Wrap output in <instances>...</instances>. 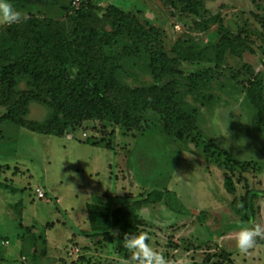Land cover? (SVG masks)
Segmentation results:
<instances>
[{
	"label": "rangeland",
	"instance_id": "374dc122",
	"mask_svg": "<svg viewBox=\"0 0 264 264\" xmlns=\"http://www.w3.org/2000/svg\"><path fill=\"white\" fill-rule=\"evenodd\" d=\"M196 1L202 18L181 11L173 0H91L99 17L114 6L141 25L156 28L169 58H176V44L203 49L200 61L179 60L178 69L188 76L217 68L211 84L221 94L215 104L199 106L180 89L179 102L198 111L197 128L183 139L162 133L153 114L146 115L147 126L140 132L87 121L62 137L0 123V183L20 191L0 192V264H137L115 253L118 228L108 237L91 236L95 226L86 209L89 203L130 208L141 222L134 235H146V243L162 253L167 264H264V124L257 126L245 89L257 82L264 102V0ZM45 2L44 7L34 3L23 9L13 3L22 14L14 24L21 25L27 17L64 21L63 9L74 0ZM211 16L218 21L208 22ZM8 26L0 24V32ZM222 36L243 40L251 53L238 58L226 46L217 62ZM138 69L137 81H126L132 88L151 82ZM75 72L69 70L70 77ZM24 90L25 83L19 81L11 98ZM6 112L0 105V117ZM48 114L47 107L31 103L24 120L40 124ZM204 147L215 157L221 153L260 169L228 173L235 191L227 194L225 171L208 158ZM153 187L174 193L194 214L171 212L164 201H137ZM39 190L43 198L37 196ZM247 191L256 193L251 215L241 209ZM117 199L123 201L113 205ZM245 224L257 226L260 234L254 247L242 253L236 235ZM14 230L19 239H5Z\"/></svg>",
	"mask_w": 264,
	"mask_h": 264
},
{
	"label": "trees",
	"instance_id": "16d2710c",
	"mask_svg": "<svg viewBox=\"0 0 264 264\" xmlns=\"http://www.w3.org/2000/svg\"><path fill=\"white\" fill-rule=\"evenodd\" d=\"M45 1L48 0H11V3L18 2L23 9L34 3L44 7ZM173 2L181 11L203 17L204 12L196 0ZM63 11L66 13L64 21L27 17L21 25L12 24L0 32V85L3 89L0 105L7 107L0 123L17 125L39 135L62 137L87 121L140 132L147 126L146 115L153 114L159 117L162 133L183 139L197 128L198 111L179 102L180 89L190 93L194 104L199 106L215 104L219 99L221 92L213 90L211 84L217 68L199 70L188 76L178 69L180 61H200L203 49L182 48L176 44L173 48L176 58H169L156 28L141 25L133 15L114 6H108L100 17L91 0H79L77 8L71 6ZM217 21L218 16L208 18L211 24ZM226 46L238 58L244 52L251 53L243 40L222 36L215 54L217 62L223 58ZM135 68L146 73L151 82L133 88L127 85V80L137 81ZM72 69L76 71L74 77L69 75ZM19 81L25 83L26 90L13 99L11 92ZM245 89L246 99L257 113V126L261 127L264 124L261 88L257 82H249ZM31 103L49 110L40 124L24 120ZM106 148H110L109 144ZM203 152L224 169L223 188L227 194L235 191L228 173L260 169L257 164L231 160L221 153L215 157L205 147ZM0 192L20 191L0 183ZM255 196V192L247 191L241 198L245 214L251 215V201ZM138 199L142 204L164 201L171 212L194 214L177 201L174 193H166L159 187L140 194ZM122 201L117 199L113 205ZM86 209L95 226L91 236L108 237L118 228L115 253L126 261L136 262L131 259L132 252L124 247L123 236L137 233L141 223L137 215L130 208L96 203L87 204ZM196 216L202 224L203 218ZM19 237L15 230L5 235L7 240Z\"/></svg>",
	"mask_w": 264,
	"mask_h": 264
},
{
	"label": "clouds",
	"instance_id": "9594fccd",
	"mask_svg": "<svg viewBox=\"0 0 264 264\" xmlns=\"http://www.w3.org/2000/svg\"><path fill=\"white\" fill-rule=\"evenodd\" d=\"M22 14L18 11L11 0H0V24L12 25L21 20ZM260 234V229L253 225L245 224L236 235V246L246 253L254 247L256 237ZM147 236L144 234H124L123 245L132 252L131 259L137 264H167L166 257L146 243Z\"/></svg>",
	"mask_w": 264,
	"mask_h": 264
},
{
	"label": "built area",
	"instance_id": "2783aa9c",
	"mask_svg": "<svg viewBox=\"0 0 264 264\" xmlns=\"http://www.w3.org/2000/svg\"><path fill=\"white\" fill-rule=\"evenodd\" d=\"M78 5H79V0H74V2H73V6H74L75 8H77ZM37 196H38L39 198H43V194L40 192V190L37 191Z\"/></svg>",
	"mask_w": 264,
	"mask_h": 264
}]
</instances>
